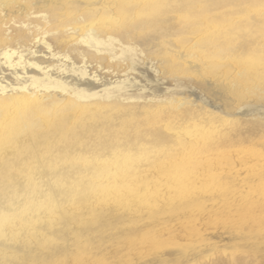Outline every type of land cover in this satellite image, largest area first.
<instances>
[{"label":"bare ground","instance_id":"obj_1","mask_svg":"<svg viewBox=\"0 0 264 264\" xmlns=\"http://www.w3.org/2000/svg\"><path fill=\"white\" fill-rule=\"evenodd\" d=\"M92 2L36 0L35 5L52 12L85 6L78 12L80 19L75 18L76 23L85 20L81 29L91 27L86 16L117 14L111 9L118 0ZM8 65L11 82H0V119L7 104L16 106L15 118L9 117L11 137L19 150L25 147L22 143H32L25 147L27 156L18 153L10 162L4 153L0 162V264H170L171 259L180 262L226 245L252 253V264H264L263 162L230 157L201 160L216 145L161 130L141 134L145 132L141 127L158 123L154 115L135 124L126 113L109 116L107 110L106 115H97L121 102L94 101L97 91L78 99L54 92L53 60L48 67L37 61L22 65L19 60ZM80 85L91 91L97 88ZM121 128L138 132L125 136L121 145L116 134ZM258 136L264 139L263 129ZM220 140L217 146L225 152L254 141L224 133ZM142 142L154 150L168 147L184 153L186 159L146 161ZM54 147V154L42 156V150ZM121 147L135 155L118 154ZM190 151L201 158L187 160ZM10 165L15 171L7 169ZM219 180L226 185L224 192L205 190ZM246 181L261 193L233 196ZM228 202L230 206L224 207ZM195 245L186 251V246Z\"/></svg>","mask_w":264,"mask_h":264},{"label":"rangeland","instance_id":"obj_2","mask_svg":"<svg viewBox=\"0 0 264 264\" xmlns=\"http://www.w3.org/2000/svg\"><path fill=\"white\" fill-rule=\"evenodd\" d=\"M92 1L97 3V0ZM118 2L120 4L111 9L117 14L86 16L96 21H88L92 23L90 29H81L80 24L85 20L76 23L75 18L80 19L82 15L78 12L85 6L75 4L52 12L51 9L40 10L35 5L36 0H0V82H11L8 79L12 69L10 62L19 60L24 65L37 61L48 67L53 60L51 72L57 73L50 74L52 80L57 79L53 81L54 92H65L78 99L97 91L94 101L121 102L97 115L126 113L132 116L129 121L134 124L142 122L149 114L154 115L158 123L141 127L145 131L141 134L161 130L169 135L189 136L199 144L206 141L216 145L201 160L230 157L264 163V139L258 136L264 130V0ZM6 52L12 53L6 57ZM54 56L56 58H52ZM86 83L97 88L91 91L87 85H80ZM6 108L0 119V162H4V153L10 162L18 153L27 156L29 152L25 147L32 143H22L25 147L20 150L16 148V139L11 137L13 126L9 122L16 106L7 104ZM132 131L134 133H130ZM136 132L138 130L121 128L116 134L124 145L125 136H136ZM67 133L71 135L73 131ZM222 133L243 135L254 141L225 152L217 146L221 144ZM60 138L64 140V135L60 134ZM146 139L151 140L150 136ZM142 143L143 149H147L143 157L146 161H166L174 156L181 161L186 159V154L168 147L154 150ZM56 149L49 152L44 149L42 156L48 158ZM117 153H127V157L135 155L124 147ZM187 155V160L201 158L191 151ZM63 156L60 151L58 157ZM80 158L84 159L85 155ZM7 169L15 171L16 168L10 165ZM222 182L214 181L205 190L224 192L226 185L222 186ZM245 183L246 186L234 189L233 196L252 191L261 193L262 189ZM229 206V202L224 205ZM227 246V249H215L207 254L196 252L195 256H187L180 262L171 259L170 264H247L249 260L248 264H252V253L234 245ZM195 247L185 249L190 252Z\"/></svg>","mask_w":264,"mask_h":264}]
</instances>
